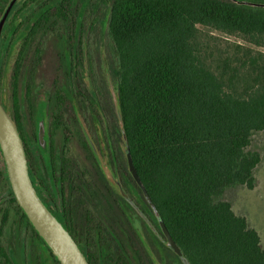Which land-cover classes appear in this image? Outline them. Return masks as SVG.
Wrapping results in <instances>:
<instances>
[{
    "label": "trees",
    "instance_id": "16d2710c",
    "mask_svg": "<svg viewBox=\"0 0 264 264\" xmlns=\"http://www.w3.org/2000/svg\"><path fill=\"white\" fill-rule=\"evenodd\" d=\"M81 3L27 0L34 14L21 25L16 12L6 30L42 27L71 45L77 33L71 30H84V17L91 16L90 50L99 43L104 51L126 151L182 253L172 252L171 264H264L258 232L224 198L236 187L253 190L262 161L249 148L253 136L264 132V53L252 47L264 48V0H88L82 9ZM200 28L252 46L214 50ZM91 53L94 89L102 84L106 90ZM3 72L0 66V94ZM13 74L18 83L21 68ZM14 119L21 130L19 115ZM24 146L34 167V152ZM30 177L35 184L31 171Z\"/></svg>",
    "mask_w": 264,
    "mask_h": 264
},
{
    "label": "flooded vegetation",
    "instance_id": "af4514ba",
    "mask_svg": "<svg viewBox=\"0 0 264 264\" xmlns=\"http://www.w3.org/2000/svg\"><path fill=\"white\" fill-rule=\"evenodd\" d=\"M26 1L17 4L3 30L0 56L3 52L4 60L0 66L5 72L11 68L5 77L8 82L4 81L10 99L5 110L13 121L19 115L21 130L14 123L23 145L25 142L30 152L36 149L29 172L36 179L38 195L90 264H171L172 252L180 256L168 246L156 209L132 172L120 113L106 110L107 89L102 84L94 89L92 84L90 29L87 41L82 40V30L72 29L77 33L71 45L64 40L61 44L56 31L50 36L42 27L33 30L21 26L9 33L6 29L16 12L21 25L34 14ZM10 2L0 0V20ZM17 67L21 68L18 83L13 74ZM60 100L65 102L61 109L56 107ZM16 105L19 111H15ZM41 122L46 149L39 144ZM0 159L4 168L0 194L7 196L0 203V264H12L7 260H19L26 254L29 220L12 191L2 155ZM5 229L9 230L8 238ZM2 237L8 240L4 246ZM13 260L14 264L22 263Z\"/></svg>",
    "mask_w": 264,
    "mask_h": 264
},
{
    "label": "water",
    "instance_id": "95a60500",
    "mask_svg": "<svg viewBox=\"0 0 264 264\" xmlns=\"http://www.w3.org/2000/svg\"><path fill=\"white\" fill-rule=\"evenodd\" d=\"M21 0H11L0 20V41L2 33ZM245 3V2H244ZM5 99L0 101V150L4 158L8 179L19 206L28 217L29 222L46 243L60 264H90L69 231L45 205L37 193L30 177L28 160L18 128L10 114L5 110ZM39 144L45 148L44 125L39 128ZM46 149V148H45ZM129 162L135 177L138 176ZM124 196L127 194L122 191ZM161 225L168 238V246L180 257L181 251L174 244L171 236L161 220ZM185 264L187 262L183 260Z\"/></svg>",
    "mask_w": 264,
    "mask_h": 264
},
{
    "label": "rangeland",
    "instance_id": "374dc122",
    "mask_svg": "<svg viewBox=\"0 0 264 264\" xmlns=\"http://www.w3.org/2000/svg\"><path fill=\"white\" fill-rule=\"evenodd\" d=\"M88 0H82L83 6H81V9L86 7V2ZM82 18V15H80ZM91 17V16H90ZM90 17H84L85 19V26L84 30H82V40L83 37L84 39H88L89 37V27H90ZM202 30V34L205 35L210 42L213 44V49H228L231 48V45H234L235 43L241 44L245 47L247 46H252L249 43L245 42L241 38L237 36H229L225 35L223 33L217 32V31H211L205 28H200ZM90 33V32H89ZM91 38V34H90ZM91 40V39H90ZM84 41V40H83ZM91 43V42H90ZM93 50H92V56L94 59V64H95V69L99 71L101 76L104 79V82L106 83L107 87V100L105 102L106 110L107 111H118L117 109V104H116V88L112 83V80L110 78L109 72L106 67V58L105 54L102 48H100L99 43L93 44ZM255 50L261 51L264 53V48H258L255 46ZM53 52V51H52ZM1 59H3V52L1 54ZM4 69V72L2 74V85H3V97L5 99V102L10 101L9 99V86L6 84L8 82V77L7 80L5 81V77L9 76L10 74V69L8 68L7 72H5V68L2 66ZM47 77H51L50 74L47 75ZM6 83H5V82ZM5 85V87H4ZM42 92H38V95L41 96ZM2 95V94H1ZM114 125L116 123V113H114ZM116 127V125H115ZM119 141L121 142V139L119 137ZM124 148V146H121ZM250 150H257L262 157L261 163L257 166L255 169V178H256V186L253 190H248L245 187H236L233 189H230L226 192L224 198L228 202L231 203L233 210L236 214L241 215L246 218L248 221V224L251 228L255 229L260 238H261V243L264 248V132H259L256 133L253 136V141L252 145L249 148ZM34 152V158L36 159L37 154H36V149L33 147L32 148ZM3 163L2 160L0 159V172L3 170ZM6 195L4 193L0 194V203L1 201L4 202L6 199ZM9 230L5 229V237H9ZM4 238L2 237V244L3 246L7 244L8 240L5 242L3 240ZM8 247V245H6ZM21 255V254H20ZM15 261L21 262V260L25 259L26 264H38L41 261L44 264H57L54 258L50 255L49 251L46 249V247L43 246V244L31 237V234L28 230L27 232V243H26V254L22 256L19 260L16 258Z\"/></svg>",
    "mask_w": 264,
    "mask_h": 264
}]
</instances>
